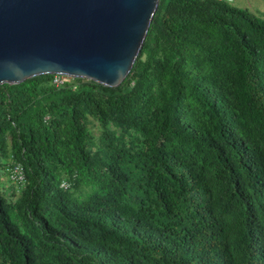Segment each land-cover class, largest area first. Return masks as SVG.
Instances as JSON below:
<instances>
[{
  "label": "trees",
  "instance_id": "16d2710c",
  "mask_svg": "<svg viewBox=\"0 0 264 264\" xmlns=\"http://www.w3.org/2000/svg\"><path fill=\"white\" fill-rule=\"evenodd\" d=\"M252 6L159 0L117 87L0 85V264H245L264 250Z\"/></svg>",
  "mask_w": 264,
  "mask_h": 264
},
{
  "label": "water",
  "instance_id": "95a60500",
  "mask_svg": "<svg viewBox=\"0 0 264 264\" xmlns=\"http://www.w3.org/2000/svg\"><path fill=\"white\" fill-rule=\"evenodd\" d=\"M159 0H0V85L59 74L117 87Z\"/></svg>",
  "mask_w": 264,
  "mask_h": 264
},
{
  "label": "rangeland",
  "instance_id": "374dc122",
  "mask_svg": "<svg viewBox=\"0 0 264 264\" xmlns=\"http://www.w3.org/2000/svg\"><path fill=\"white\" fill-rule=\"evenodd\" d=\"M231 2H233L236 5L239 6H248L249 4H252L253 6L248 8L251 11H253L254 13H258L264 10V0H229ZM259 9V10H258ZM90 119V118H89ZM89 130L91 132V134L94 136V138L96 139L98 136V127L94 125V123L89 124ZM6 175H3L2 177V181H3V187H10L9 185L11 184V182H8L5 178ZM8 191H10V188L8 189Z\"/></svg>",
  "mask_w": 264,
  "mask_h": 264
},
{
  "label": "built area",
  "instance_id": "2783aa9c",
  "mask_svg": "<svg viewBox=\"0 0 264 264\" xmlns=\"http://www.w3.org/2000/svg\"><path fill=\"white\" fill-rule=\"evenodd\" d=\"M69 77L65 76V75H59V74H54L53 78H52V82L55 85H59L62 84L64 81L68 80ZM11 175H13L12 178H15L18 175L19 179H22V174H21V169L19 166H14V168L12 169Z\"/></svg>",
  "mask_w": 264,
  "mask_h": 264
},
{
  "label": "clouds",
  "instance_id": "9594fccd",
  "mask_svg": "<svg viewBox=\"0 0 264 264\" xmlns=\"http://www.w3.org/2000/svg\"><path fill=\"white\" fill-rule=\"evenodd\" d=\"M69 78H71V77H69ZM245 264H264V250L262 252H260V253L258 252V250H256L249 257V259L247 260V262Z\"/></svg>",
  "mask_w": 264,
  "mask_h": 264
}]
</instances>
